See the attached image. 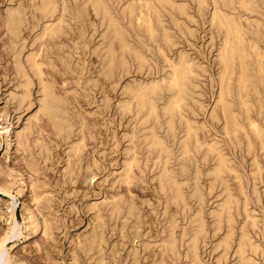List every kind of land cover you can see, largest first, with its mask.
Masks as SVG:
<instances>
[{
  "label": "bare ground",
  "instance_id": "obj_1",
  "mask_svg": "<svg viewBox=\"0 0 264 264\" xmlns=\"http://www.w3.org/2000/svg\"><path fill=\"white\" fill-rule=\"evenodd\" d=\"M89 8L101 23L102 30L96 26L89 30L99 35L90 49L98 54L97 72L105 81L117 86L133 65L137 70L146 68L148 74L142 80L132 76L133 79L121 82L117 102L121 113L135 114L130 144L117 177L119 182L126 183V189L87 203L91 226L74 236L72 263L138 264L141 250L154 242L158 249L150 264H178L179 259H183L182 264H198L199 242L208 236L209 226L213 231L221 229L216 245L223 254L233 250L236 264H264V242L251 233L261 222L258 224L255 216L257 210L254 214L250 211L251 204L261 198L257 185L264 183V172L254 150L258 141L264 152V124L252 114L258 109L264 118V0H5L0 11V31L5 34L10 56L4 67L13 74L9 99L15 109L28 107L34 101L37 105L13 132L16 148L24 156L33 201V207H27L23 215L27 217L25 225L35 232L40 228L44 240H54V229L61 222L50 211L53 195L46 187L47 181L40 177L42 161L50 158L52 146L59 141L64 145V183L89 180L100 168L95 149L85 153L90 140L98 142L99 132L96 122L79 107L82 101L78 97L103 86L100 76H93L91 70L86 73V64L72 58L70 43L71 38L75 39L70 33L77 29L74 48L85 49L89 45L86 28L93 25L88 20ZM199 26L208 30L215 51L212 78L217 92L210 113L214 115L219 108L230 143L241 144L240 136L245 137V147L253 153L249 189L243 174L233 168L220 139L201 134L202 124L193 117V110H187L191 100H195L198 75L206 70L202 60L187 50L184 40L186 33L193 35ZM24 28L28 29L25 35ZM159 60L166 67L160 66L158 71ZM202 162H206L207 168H203ZM146 169L153 174L162 205L152 238L139 236L145 220L132 187L145 178ZM1 172L5 170L0 168ZM228 173L235 178V187L229 186ZM5 174L6 179L1 181L3 194H10L14 187L21 191L15 185L13 172ZM202 176H206L204 185L208 192L216 184L222 191L219 201L210 209V224L204 215L206 189ZM7 203L6 207H11ZM20 225L9 227L11 233L19 234ZM125 240H129V247L124 246ZM43 245L45 257L52 259L47 245ZM4 249L0 248V264L10 262V254L5 257Z\"/></svg>",
  "mask_w": 264,
  "mask_h": 264
},
{
  "label": "rangeland",
  "instance_id": "obj_2",
  "mask_svg": "<svg viewBox=\"0 0 264 264\" xmlns=\"http://www.w3.org/2000/svg\"><path fill=\"white\" fill-rule=\"evenodd\" d=\"M4 4H5V0H0L1 12L3 10ZM88 20H90V22L93 23V25L89 24L86 30L88 31L94 30V26H96L97 30H102L100 19L97 20L96 15L90 8L88 10ZM199 27L200 29L195 30L193 35L186 33L185 34L186 38L183 37L187 44L186 45L187 50L191 54H194L197 57H199L200 60H202L203 64L206 65V70L201 71L197 78L196 86L194 89L195 100L192 99L190 102L191 108L187 107L188 109L187 108L186 109L189 111L193 110V114H192L193 117L196 118L202 124L201 134L203 133L206 135V133L207 134L209 133L211 137H216L220 139V145L224 150V152L226 153V155L228 156L229 160L231 161L233 168L243 174L245 179L244 180L245 186L247 189H249L250 178L252 175L251 167H252L253 153L247 150V148L245 147V142H246L245 137L242 135L240 136L242 139L241 144L237 142L236 144L230 143L229 139L226 138V134L224 133V129H223L224 123L219 108L216 109V113L214 115L210 113L214 105L215 102L214 100L216 98V92H217L216 81L215 79L212 78L215 70V65L212 61V58L214 56L215 51L213 49L214 46L210 44L208 30H203L201 26ZM24 31L23 34L25 35V33L27 34L28 29L24 28ZM76 33H77V29L72 30L70 33V37L74 36L75 38V39L71 38L72 40L70 42L71 46L73 45L72 58L76 61L86 64L87 67L84 70L86 71V73H88L91 70L93 76H98V77L100 76L99 83L101 82L100 86L101 85L103 86L102 89L99 87H94L93 89L88 90L85 94L79 95L78 97L79 102L82 101L79 107L81 108V110H83V112L87 114L89 118L93 119V121L96 122V127L99 132L98 142L94 144L92 142L93 140H90L86 145L87 148L85 147L86 149L85 153L89 152V150L95 149L96 152L95 155L97 157L98 156L100 157V168L98 170V173L95 176H93L91 179L89 178V180L88 178H86L85 180L78 179L75 181L76 183L70 181H68L69 183L67 181H65L64 183L61 177V167H62L61 160L63 156L62 153H63L64 145L62 142L59 141L58 143L59 145L56 144L54 147L52 146L50 158H47L45 162L42 161V173H41L42 175H40V177H42L47 181L48 185L46 187L50 188V189L48 188V190L50 191V194L53 195V201H52V206L50 207V211L53 213L52 215L55 214L57 217L59 216L61 218V222L59 224V227H55L54 229V240H44L41 231H39L40 228L35 229L36 230L35 232L30 228L29 225H25L27 222V217L26 216L23 217V215L27 212L26 209L27 207H33V201L30 198V186L28 183L27 171L25 169L24 156L22 155L21 157V151L16 148L15 141H13L14 130L21 127L24 119L35 111L37 105L36 102L34 101L28 107H24L25 109L22 108L23 110L15 109L14 102L11 99H9V91L12 89V85H13V79H12L13 74L9 70V68L6 69V67H4V65L7 66L9 64L8 62L10 56H9V52L5 47L6 45L4 42L5 34L2 33V30L0 31V115H1L0 168L4 169L5 173H7V171L13 172L14 176H16L15 185L18 184V186L21 187V191L23 189V191L21 192V191H17L16 188L14 187L10 189L9 191L10 194L7 193L3 194V192L5 191L2 190V182L4 179H6L5 178L6 174L4 172L0 173V213H1L0 214L1 216L0 217V243H1L0 248L2 249L6 248L3 250L5 253V257H7V254H10L7 257L10 262H5L3 264H9V263L16 264V262H18V264H46V263L71 264L73 261L70 257V252H71V247L74 246V241H73L74 236L76 237L77 234L86 232L91 226V221H90L91 210L86 208L87 203L89 204L94 201H100L104 196L109 197L110 194L116 192L117 190H119L120 192H124L126 189V183L122 181L119 182L117 177H119L118 173L122 168V162L125 156L124 151L126 147L129 146L130 144L129 132L131 131V126L135 123L134 120L135 114H133V112H129L125 114L121 113L120 107L117 106V102L119 96H121L120 93L122 89L121 82H124L125 79H129V78H130L129 80L133 79L132 76L140 80L145 79L148 72L146 68H143L142 70H137V68L133 65L130 67L131 71L125 74L124 77H121L119 84L115 87H112V85L107 81H105L102 75L97 72L99 68L98 54L96 52H92V50L90 49L92 48L94 43L98 40L99 38L98 33L95 32L94 34H91L90 31L88 32L87 39H89L88 41L89 45L85 49L74 48L75 40L77 38ZM6 51L8 53H6ZM80 51L81 53H79ZM82 55L84 56L82 57ZM158 62L160 63L158 65L159 66L158 71L160 69V66L166 67L164 64H161V60H159ZM7 70L9 73L7 72ZM58 72L59 71L55 72L56 78H59L60 76L59 75L60 73ZM58 86L59 84H57V87ZM188 113L189 112H187V114ZM252 114L253 117L258 122H260V124H264V118L262 116V113H260L258 109L253 110ZM2 125L5 127H3ZM6 125H8V127ZM113 134L115 135V137L113 136ZM7 135L9 137H7ZM6 141L8 142L6 143ZM256 142L257 143L254 150L258 155L261 168L264 172V152L263 149L260 147L258 141ZM50 143L52 142L50 141ZM59 155L61 156L60 158ZM202 165L204 166L203 168H207L205 167L206 162H202ZM16 167L17 168L19 167V169H17ZM20 172L21 173L23 172L22 173V176L24 174L23 177L18 176V173ZM7 178L10 177L7 176ZM57 179L59 180L57 181ZM227 179L229 186L235 187L234 185L235 178L232 176V173H228ZM25 180H27L26 181L27 183L25 182ZM205 183H207L206 176L204 177L202 176V184L204 185ZM205 185L203 186V188L206 189L204 190V194L206 193L204 200V211H205L204 215L206 218H208L210 224V220H211L210 209L215 207V205L217 204V202L219 201L222 195V191H221V186L219 184L214 185V188L210 192H208L207 186ZM71 186L74 188L72 189ZM257 186L261 198L258 203L251 204L250 208L253 207L254 209L252 208L250 211H252L251 213L254 214V212H256L257 210L255 216H257L259 220L258 224L260 222L261 223L258 225L257 229L252 228L251 233L253 235V238L255 236V239L256 238L258 240L262 239L264 242V193H263L264 183L263 181L259 182ZM132 187L135 192L134 197L137 203H139L140 209L143 213V220H145L142 221L141 223V226L143 227L140 226V231L144 232L145 235L142 232H140L139 236L140 238H152L157 231L158 218L161 215V213L159 212L161 211L162 205L159 202V192L151 170L146 169L145 178L143 180H139L137 183H134ZM52 189L53 191L51 192ZM6 203L10 204L11 206L8 207L9 209L6 207ZM70 204L73 205L71 206ZM153 208L157 209V212L154 213ZM11 209L12 211H10ZM187 215L190 216L191 214L187 213ZM7 216L9 219L7 218ZM239 216H238L239 220H241V215ZM5 217L6 219H8L7 221L5 220ZM21 221L22 223H20ZM238 223H240V221H238ZM17 224L19 225L21 224L20 233H19L20 235L18 233L15 235L10 231V228L13 225H17ZM5 229L7 230L5 231ZM220 231L221 229L219 230L214 229L213 231L208 226V233H207L208 236L205 238L204 241L200 240L199 242L200 244L198 248V255H199L198 264H236V257L233 250H229L227 251L226 254H223L221 253L222 248L216 245L217 244L216 240L218 238V234ZM3 234L6 235L3 236ZM261 235L263 238H260ZM6 236L7 238L3 240L2 243L1 241L2 238L4 239ZM136 240H137L136 243H138L139 239L136 238ZM43 244L47 245L46 246L47 251L50 253L52 259H48L45 257L46 253L43 250L44 249ZM151 244H150L151 247L141 250L142 253L138 264H150L152 254L156 252L158 249L156 243L151 242ZM129 245H130L129 240H125L124 246L129 247ZM48 247L50 248L48 249ZM260 262L262 263L261 260ZM177 263L182 264L183 259L182 260L179 259Z\"/></svg>",
  "mask_w": 264,
  "mask_h": 264
}]
</instances>
